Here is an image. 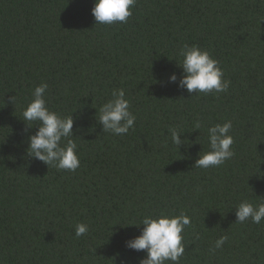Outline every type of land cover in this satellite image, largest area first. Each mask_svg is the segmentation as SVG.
Here are the masks:
<instances>
[{"label":"trees","instance_id":"obj_1","mask_svg":"<svg viewBox=\"0 0 264 264\" xmlns=\"http://www.w3.org/2000/svg\"><path fill=\"white\" fill-rule=\"evenodd\" d=\"M92 6L0 0V264H139L146 253L125 242L143 225L124 224L181 212L191 225L180 264H264V220L235 216L242 200L264 201V4L136 0L128 21L113 25L95 24ZM183 44L219 62L226 92L190 94L169 82L182 74ZM41 83L49 109L73 118L74 172L26 153L36 126L22 111ZM117 88L136 117L120 136L98 122ZM229 120L234 156L195 167L209 150L207 128ZM171 128L188 141L178 149ZM78 222L88 225L79 238ZM221 235L227 242L210 251Z\"/></svg>","mask_w":264,"mask_h":264},{"label":"clouds","instance_id":"obj_2","mask_svg":"<svg viewBox=\"0 0 264 264\" xmlns=\"http://www.w3.org/2000/svg\"><path fill=\"white\" fill-rule=\"evenodd\" d=\"M260 3L264 4V0H260ZM135 4L136 0H93L90 11L95 24L126 23L132 15L131 9ZM176 55L180 58L179 63L176 64L182 69V74L178 80L176 74L171 73L168 77L169 82L177 83L178 87L184 88L190 94H219L228 90L230 81L224 79L219 62L207 50L194 44H183ZM47 89V83L37 85L31 93L32 99L22 111V119L27 128L36 126L35 133L28 136L26 153L29 157L43 162L47 167L51 165L58 170L74 172L80 167V161L76 152L77 144L72 139L73 118L71 115L62 117L49 109L45 98ZM135 120L125 90L113 89L111 98L100 106L98 122L102 126V131L117 136L126 135L129 129L134 127ZM199 128L200 124L197 122L194 129L199 130ZM231 129L230 120L207 128L209 150L198 154L195 167L202 169L219 167L234 156L232 149L234 138L230 134ZM169 131L172 143L177 149L182 143L188 142L181 138L183 131L177 128H171ZM235 216L236 222L241 224L249 220L254 224H260L264 220V201L253 204L248 200H242L235 207ZM124 225L137 227L143 225L139 235L125 242L127 248L146 253L139 264H180V259L185 254L182 234L185 228L191 225V218L187 214L181 212L179 215L165 213L145 215L138 223ZM87 232V224L78 222L75 225L74 233L77 238ZM194 239H199L198 233ZM227 240V235H221L214 241L210 251L214 252L221 248Z\"/></svg>","mask_w":264,"mask_h":264}]
</instances>
